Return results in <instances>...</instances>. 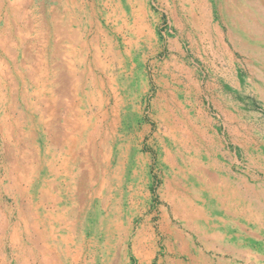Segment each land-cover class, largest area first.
<instances>
[{"label": "rangeland", "instance_id": "1", "mask_svg": "<svg viewBox=\"0 0 264 264\" xmlns=\"http://www.w3.org/2000/svg\"><path fill=\"white\" fill-rule=\"evenodd\" d=\"M102 1L82 0L83 20L60 22L53 16L62 11L71 16L74 0H0V264H28L24 250L31 248L32 228L27 224H42L47 212L39 198L41 142L47 137L41 131L52 118L41 114L49 105L41 99L40 77L46 74V55L51 56L44 50L61 37L58 24L71 31L80 26L87 41L96 32L97 45L104 46L88 54L97 63L96 82L87 70L64 103L96 113L92 124H108V155L101 150L108 163V197L96 198L98 209L108 204V214L96 210L84 221V213L56 212L51 220L107 221L108 237L113 244L123 240V253L112 254L110 244L105 252L121 264H174L179 256L187 264L200 251L217 256V246L207 247L204 236L225 246L226 260L234 253L235 264H264V0H108V6ZM84 56H79L82 66ZM12 75L15 85L9 82ZM169 88L192 101V119L200 115L202 133L194 134L202 149L195 148L196 141L191 151L172 148V118H163L166 110L158 99L164 92L168 96ZM61 119L65 126L89 122V117ZM210 119L216 121L219 165L206 163L214 150ZM197 155L205 163L188 158ZM80 168L76 165L74 174ZM213 171L219 180L212 178ZM9 176L19 185L10 193L4 190L13 182ZM31 200L28 214L25 205ZM193 202L204 208L210 224L197 220Z\"/></svg>", "mask_w": 264, "mask_h": 264}, {"label": "crops", "instance_id": "2", "mask_svg": "<svg viewBox=\"0 0 264 264\" xmlns=\"http://www.w3.org/2000/svg\"><path fill=\"white\" fill-rule=\"evenodd\" d=\"M85 1L91 3V0ZM102 3L108 6V0H103ZM81 4L82 0H74L73 12L71 16H69L67 12L62 11L63 15H60L59 17L58 14H56L57 18L53 16V20L68 22L67 18H70L73 21H82L83 19L80 17ZM57 26L59 36L61 37L57 40L58 44L56 46L48 47L47 50H44V52L46 51L49 54L51 52V56L48 54L46 55V66H43V68L46 69V74H42L40 77V84L42 85L43 90L41 99L46 100L49 105L48 108H44L43 111H41V114L42 117L44 115L48 118H52L51 122L48 121L46 123V129L44 126L41 131H46L47 137L46 141L43 140L41 142L42 184L39 198L42 205L47 204V212L45 214V218H42V224H28L32 228V231L30 236L31 248L25 247L24 250L26 263L119 264L120 262H118V258L114 260L113 257H109L110 251H105L108 250V244H110L112 246V254L115 252L118 254V256L119 254L121 255L123 253L121 250V244L123 243V240L119 238L120 240H118L116 244L114 243L115 245L111 242V239L108 237L107 221H101L99 224L96 222L92 224H88L87 222L85 224H69V222L67 224H62L63 222L59 216L55 218L54 221L51 220V216H53V214L56 212L59 214L66 213L70 215L84 213L86 214L84 221H88L90 218L88 214H90V212H95L96 210L108 214V204L103 203L100 205L99 209L96 205L97 197H108V163L103 162L105 159L101 157L102 151L104 154L108 155V152L104 150V148L106 149L108 147V124H92L91 120L92 118L97 117L96 113L88 115L86 110H80L81 108L75 109V105H72L71 107L68 106L66 108L64 103L66 98L65 95H70L72 86H76V84L81 85L76 81L77 79L79 80L80 77H84L87 70V74L93 78V82H96V76L93 75L95 73L92 71V69L97 68V63L95 57L93 56L94 62H92L88 54H95L98 51L101 52V47L104 46L97 45L96 32H94L88 40L91 42V44H93L91 46V44H88L87 40L83 39L86 33L80 30V26L77 29L73 28L72 31L68 29L67 24H58ZM105 34L107 35V33ZM104 38L108 39L107 37ZM105 50L108 52V49ZM40 51L42 52V48ZM81 55H85L83 66L81 65L82 63L80 62L79 57ZM81 69H84V71L81 72ZM9 79L10 84L15 85L14 80L16 79V76L12 75L9 77ZM167 92L169 97L167 96V93L164 92L158 97V99L159 105H164L166 110L163 118H172V120H168L170 121L169 123L171 125L169 131L173 137L171 145L172 148L176 146L179 149H184L187 151L188 149L192 148L191 143L196 141V149H202L201 144L198 143L200 141V137H197L194 134V132H196L197 135L202 133L201 124L199 121L200 115L198 114L192 119V116L190 115L193 105L192 101L187 99L185 96L183 98L176 96L175 91L171 88L167 89ZM25 99L32 100V97L26 95ZM60 100L63 101L64 106L56 103V101L59 103ZM88 103L91 105L89 101ZM76 105L78 106L79 103ZM105 114L108 115L107 109L105 110ZM63 116L65 120L71 119L72 122H75L77 119L82 117H89V123H87L88 125L86 123L72 124L71 126L60 125L59 123L61 122L60 120H62L61 118H63ZM187 120L192 123V130H190L188 127L186 122ZM215 124L216 121L214 119H210L208 130L212 131V135H208L210 139V145H212L214 150L211 152L206 163L219 165L220 160L217 158V130L215 128ZM177 133H180L178 137ZM184 133L186 136L183 135ZM170 149L171 147L168 148V150ZM188 158L190 161L196 164H201L202 162L205 163V161L202 160V156L200 157L199 155L196 157L188 156ZM80 160L84 161L80 162ZM76 165L81 166L80 174H74L73 170L76 168ZM24 170H27V172H25L26 174L29 173V169L24 168ZM210 175H212L213 179H220V174H218L217 171H213ZM24 196H27L26 192ZM212 197L215 198L217 196L212 195ZM194 204L195 202L192 204L194 212L199 214L197 215V220L203 218L206 223L210 224V216L206 215L204 208L198 207L197 205L194 206ZM25 206L29 207L31 211L27 210V208H23V212L26 213L27 210L28 214H32L33 201L31 200L30 206L26 202ZM218 218L219 221L223 222L222 224H225V220L223 218ZM202 221L201 223H195L194 221L190 220L188 223L202 224ZM53 222H56L57 224H53ZM33 223L36 222L33 221ZM78 229H91L93 233L90 237L86 231L81 233L78 231ZM127 235L128 233L126 232V236ZM215 235L218 237L217 233H213V236ZM14 237L15 235L13 234L12 236L11 234V240H14ZM203 238L204 240H207V246L210 245L209 247L212 248L217 246V253L219 254L217 256L211 255L206 257L205 252L200 251L198 255L192 254L189 256L190 262L187 264H197L201 260L205 262L204 264H235L234 253L232 260L230 258L226 260L224 257V245L219 244V242L217 245H214L212 242H209L208 239H205V236ZM103 245L105 249H102ZM115 246H117V248ZM88 248L89 254L87 255ZM204 249L208 250L209 248ZM172 260L174 261V264H186L183 262L181 256L175 257Z\"/></svg>", "mask_w": 264, "mask_h": 264}, {"label": "bare ground", "instance_id": "3", "mask_svg": "<svg viewBox=\"0 0 264 264\" xmlns=\"http://www.w3.org/2000/svg\"><path fill=\"white\" fill-rule=\"evenodd\" d=\"M250 1H251V0H250ZM256 1H257V0H256ZM260 2H261V1H260ZM199 6H200V5H199ZM256 8H257V7H256ZM256 8H255V9H256ZM259 10H260V9H259ZM261 10H262V9H261ZM12 11H13V9H12ZM262 12H263V11H262ZM196 16H197V15H196ZM193 17H194V16H193ZM203 19H204V18H203ZM194 21H195V20H194ZM203 22H205V21H203ZM251 26H253V25H251ZM251 26H250V27H251ZM214 27H215V26H214ZM212 29H213V28H212ZM254 29L256 30V28H254ZM256 31H258V30H256ZM256 33H257V32H256ZM219 34H221V33H219ZM218 36H219V35H218ZM230 36H231V35H230ZM70 38H71V37H70ZM229 38H231V37H229ZM260 39H261V38H260ZM222 41H223V40H222ZM231 41H232V40H231ZM222 45H225V43H223ZM224 47H225V46H224ZM229 50H230V49H229ZM219 52H220V51H219ZM230 53H231V52H230ZM226 57H227V56H226ZM261 59H262V57H261ZM70 69H71V68H70ZM30 78H32V79L34 80V82L36 81V80H35L36 77H34L33 74L30 76ZM32 79H31V80H32ZM262 100H264V99H262ZM31 106H32V105H31ZM33 108H35V105L32 106V109H33ZM112 109H113V108H112ZM32 119H33V118H32ZM39 121H40V120H39ZM88 123H89V122H88ZM87 125H88V124H87ZM182 126H183V125H182ZM87 127H88V126H87ZM77 129H78V127H77ZM183 135H185V133H184ZM185 136H186V135H185ZM170 137H171V136H170ZM197 137H200V136H197ZM73 138H74V137H73ZM91 139H92V138H91ZM191 140H192V139H191ZM71 141H72V140H71ZM76 142H77V141H76ZM196 143H197V142H196ZM198 143H199V142H198ZM193 145H194V144H193ZM202 145H203V144H202ZM195 148H196V147H195ZM208 148H209V147H208ZM71 150H72V148H71ZM190 151H191V149H190ZM73 152H75V151H73ZM65 153H66V152H65ZM207 153H208V152H207ZM2 154H3V153H2ZM73 154H75V153H73ZM76 158H77V157H76ZM6 161H7V160H6ZM9 161H10V160H9ZM191 162H192V161H191ZM10 163H11V162H10ZM16 165H17V164H16ZM199 167H200V165H199ZM194 168H195V167H194ZM202 169H203V168H202ZM8 170H9V169H8ZM189 172H190V171H189ZM230 178H231V177H230ZM198 179H199V178H198ZM232 179H233V178H232ZM9 180H10V182L13 180L12 184L9 183V184L5 187V189H4V190H5L6 192H8V193L13 192V189H14V186H15V185L19 186L18 183H17V180H16L14 177L9 176ZM202 180H203V179H202ZM204 180H205V179H204ZM199 185H200V184H199ZM229 185H230V184H229ZM230 186H231V185H230ZM22 187H23V186H22ZM181 187H182V186H181ZM205 187H207V186L205 185ZM213 187H214V186H213ZM182 188H183V187H182ZM199 188H200V187H199ZM216 188H218V187H216ZM208 189H209V188H208ZM248 189H249V188H248ZM20 190H21V189H20ZM183 190H184V188H183ZM215 190H217V189H215ZM219 190H220V189H219ZM230 190H231V189H230ZM234 190H235V189H234ZM179 191H180V190H179ZM206 191H207V190H206ZM249 191H250V190H249ZM252 191H253V189H252ZM16 192H17V191H16ZM174 192H175V191H174ZM182 192H183V191H182ZM182 192H181V193H182ZM191 192H192V191H191ZM253 192H254V191H253ZM193 193H194V192H193ZM228 193H229V192H228ZM215 194H216V193H215ZM215 194H214V195H215ZM248 194H249V193H248ZM183 195H184V194H183ZM183 195H182V196H183ZM206 195H207V194H206ZM234 195H235V194H234ZM236 195H237V194H236ZM184 196H186V195H184ZM173 197H174V196H173ZM176 197H177V196H176ZM249 197H250V196H249ZM262 197H263V196H262ZM171 198H172V197H171ZM224 198H225V197H224ZM72 199H73V198H72ZM128 199H129V198H128ZM188 199H190V198H188ZM207 199H208V198H207ZM176 200H177V199H176ZM182 200H183V199H182ZM193 200H195V199H193ZM208 200H209V199H208ZM2 201H3V200H2ZM199 201H201V200H199ZM259 201H260V200H259ZM178 202H179V201H178ZM213 202H214V201H213ZM213 202H212V203H213ZM193 203H194V202H193ZM201 203H202V202H201ZM198 204H199V202H198ZM229 204H230V203H229ZM261 204H263V202H262ZM178 205H179V204H178ZM210 205H211V204H210ZM213 206H214V205H213ZM172 207H173V206H172ZM179 208H180V207H179ZM172 209H173V208H172ZM174 209H175V208H174ZM174 209H173V210H174ZM192 210H193V209H192ZM174 211H175V210H174ZM179 211H180V210H179ZM238 211H239V210H238ZM251 212H252V211H251ZM258 212H259V211H258ZM179 213H180V212H179ZM181 213H182V212H181ZM183 213H184V211H183ZM254 213H256V212H254ZM175 214H176V213H175ZM248 214H249V213H248ZM250 214H251V213H250ZM260 215H261V214H260ZM181 216H182V215H181ZM185 216H186V215H185ZM248 216H249V215H248ZM20 217H21V216H20ZM255 217H256V216H255ZM186 218H188V217H186ZM256 218H257V217H256ZM249 219H250V218H249ZM183 220H184V219H183ZM186 220H187V219H186ZM262 220H263V219H262ZM258 221H259V220H258ZM249 222H250V220H249ZM263 222H264V221H263ZM10 223H11V222H10ZM36 223H37V222H36ZM186 224H188V223H186ZM27 225H28V224H27ZM36 226H37V225H36ZM186 226H187V225H186ZM190 226H191V225H190ZM190 226H189V227H190ZM26 227H27V226H26ZM37 227H38V226H37ZM184 227H185V226H184ZM174 229H175V228H174ZM195 229H196V228H195ZM35 231H36V230H35ZM172 231H173V230H172ZM175 231H176V230H175ZM30 232H31V231H30ZM26 233H27V232H26ZM130 233H131V232H130ZM164 233H165V232H164ZM183 233H184V231H183ZM183 233H182V234H183ZM201 233H202V232H201ZM13 234H14V232H13ZM13 234H12V236H13ZM22 234H23V233H22ZM30 234H31V233H30ZM24 235H25V234H24ZM39 235H40V234H39ZM39 235H38V236H39ZM178 235H179V234H178ZM197 235H198V234H197ZM105 236H106V235H105ZM137 236H138V235H137ZM186 236H187V235H186ZM206 236H207V235H206ZM26 237H27V236H26ZM106 237H107V236H106ZM198 237H199V236H198ZM202 237H203V236H202ZM202 237H201V238H202ZM45 238H46V237H45ZM142 238H143V237H142ZM188 238H189V237H188ZM201 238H200V239H201ZM205 238H206V237H205ZM19 239H20V238H19ZM28 239H29V238H28ZM49 239H50V238H49ZM14 240H15V239H14ZM176 240H177V239H176ZM194 240H195V239H194ZM194 240H193V241H194ZM12 241H13V240H12ZM28 241H29V240H28ZM57 241H59V240H57ZM200 241H201V240H200ZM202 241H203V240H202ZM202 241H201V242H202ZM24 242H25V241H24ZM34 242H35V240H34ZM132 242H133V241H132ZM55 243H56V242H55ZM128 243H129V242H128ZM139 243H140V242H139ZM192 243H193V242H192ZM4 244H5V243H4ZM202 244H203V243H202ZM20 245H21V244H20ZM23 245H25V244L23 243ZM139 245H140V244H139ZM196 245H197V244H196ZM48 246H50V245H48ZM126 246H127V245H126ZM8 247H9V246H8ZM14 247H15V246H14ZM21 247H22V246H21ZM54 247H55V246H54ZM138 247H140V246H138ZM138 247H137V248H138ZM204 247H205V245H204ZM207 247H208V246H207ZM207 247H206V248H207ZM6 248H7V247H6ZM6 248H5V249H6ZM37 248H38V247H37ZM39 248H40V247H39ZM43 248H44V245H43ZM133 248H134V247H133ZM183 248H184V247H183ZM107 249H108V248H107ZM169 249H170V248H169ZM190 249H191V248H190ZM7 250H8V249H7ZM40 250H41V249H40ZM40 250H39V251H40ZM44 250H45V249H44ZM47 250H48V249H47ZM55 250H56V249H55ZM127 250H128V249H127ZM173 250H174V249H173ZM197 250H198V249H197ZM52 251H53V250H52ZM135 251H136V250H135ZM50 252H51V251H50ZM143 252H144V251H143ZM38 253H39V252H38ZM57 253H58V252H57ZM62 253H64V252H62ZM133 253H135V252H133ZM136 253H137V252H136ZM172 254H173V253H172ZM193 254H194V253H193ZM39 255H40V254H39ZM178 255H179V254H178ZM67 256H68V255H67ZM193 256H194V255H193ZM199 256H200V255H199ZM202 256H203V255H202ZM31 257H32V256H31ZM65 257H66V256H65ZM75 257H76V256H75ZM46 258H47V257H46ZM56 258H57V257H56ZM59 258H61V257H59ZM33 259H34V258H33ZM50 259H52V258H50ZM75 259H76V258H75ZM176 260H177V259H176ZM33 261H34V260H33ZM73 261H74V260H73ZM41 262H42V261H41ZM41 262H40V263H41ZM70 262H71V261H70ZM175 262H176V261H175ZM189 262H190V261H189ZM71 263H72V262H71ZM74 263H75V262H74ZM81 264H82V263H81ZM197 264H198V263H197Z\"/></svg>", "mask_w": 264, "mask_h": 264}]
</instances>
